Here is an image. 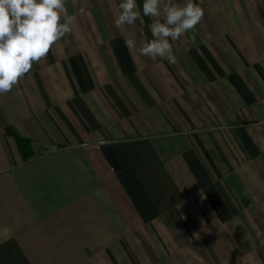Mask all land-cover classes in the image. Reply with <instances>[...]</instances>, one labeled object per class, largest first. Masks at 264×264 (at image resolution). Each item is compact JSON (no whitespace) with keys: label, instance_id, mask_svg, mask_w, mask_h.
<instances>
[{"label":"crops","instance_id":"0c3cea01","mask_svg":"<svg viewBox=\"0 0 264 264\" xmlns=\"http://www.w3.org/2000/svg\"><path fill=\"white\" fill-rule=\"evenodd\" d=\"M121 2L0 94V264H264V0H193L175 64Z\"/></svg>","mask_w":264,"mask_h":264},{"label":"clouds","instance_id":"9594fccd","mask_svg":"<svg viewBox=\"0 0 264 264\" xmlns=\"http://www.w3.org/2000/svg\"><path fill=\"white\" fill-rule=\"evenodd\" d=\"M67 0H0V94L10 92L21 78L30 73L34 64L45 59L51 48L72 31L73 17L67 16ZM116 27L133 25L139 18L136 0H123ZM84 10L81 9V12ZM144 16L159 17L164 22H153V39L146 40L137 49L151 60L167 59L176 63L171 41L193 30L202 20L204 10L193 0L184 6L172 0H144ZM129 49L136 48L134 39H126Z\"/></svg>","mask_w":264,"mask_h":264}]
</instances>
